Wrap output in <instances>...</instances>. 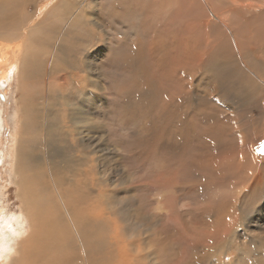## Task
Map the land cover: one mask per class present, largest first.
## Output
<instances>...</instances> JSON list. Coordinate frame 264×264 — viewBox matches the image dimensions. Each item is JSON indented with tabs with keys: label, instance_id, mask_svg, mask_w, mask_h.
<instances>
[{
	"label": "rangeland",
	"instance_id": "obj_1",
	"mask_svg": "<svg viewBox=\"0 0 264 264\" xmlns=\"http://www.w3.org/2000/svg\"><path fill=\"white\" fill-rule=\"evenodd\" d=\"M190 1L2 4L11 12L0 33V215H12L13 247L0 264L27 251L24 190L55 211L56 230L47 171L78 224L105 235L106 264H264V172L259 181L238 159L243 143L264 160V0H212V10ZM226 26L238 28L239 50ZM18 110L21 136L43 140L46 113L61 139L50 168L33 159L28 188L12 167Z\"/></svg>",
	"mask_w": 264,
	"mask_h": 264
},
{
	"label": "bare ground",
	"instance_id": "obj_2",
	"mask_svg": "<svg viewBox=\"0 0 264 264\" xmlns=\"http://www.w3.org/2000/svg\"><path fill=\"white\" fill-rule=\"evenodd\" d=\"M9 1L10 0H0V33H4V35H6L5 32H7V29L9 27V26H5V24L8 25V23L10 22V16L8 15V13L11 12V11L10 10L7 11L8 8L2 7L3 6L2 4L8 6L9 5ZM232 1L230 0V2H232ZM180 2H181V0H180ZM186 2L190 3L191 1L190 2L186 1ZM204 2L208 6H211V10L213 9L214 4L212 2H214V1H212V0H204ZM243 2H244V0H243ZM238 3L240 4V1ZM246 3H248V2H246ZM192 4H190V6H192ZM199 4H200V1L198 2V5ZM204 6H206V5H204ZM204 6L202 5V7H204ZM235 6H239V5H235ZM262 6H263V4H262ZM239 7H240V9L238 8L237 10H241L242 9L241 6H239ZM258 7H260V6H258ZM192 9L194 10V6H193ZM1 10H6V11L2 12ZM203 10H205V9H201V8L199 9V11H203ZM234 10H236V9H234ZM197 13L199 14L201 12H197ZM223 20L225 22L227 21L226 19H223ZM194 23H196V21ZM226 28L232 35V39L234 41L233 44L236 47H238L237 50H239V42L240 41L239 42L237 41L238 39L236 38V34H235V31H237L238 28H234L233 29V28H229V26H226ZM7 35H9V34H7ZM14 37H16V36H14ZM238 38H239V36H238ZM205 39H208V38H205ZM222 43H224V42L222 41ZM205 44H207V41L205 42ZM19 47H21V46H19ZM27 49L29 50V48H27ZM14 50H16V49H14ZM18 50L20 51V53L22 52L20 49H18ZM25 51H27V50H25ZM191 54H192V52H191L190 46L185 47V56L190 58L191 56H193ZM201 55H202V53L200 55H198L197 59H200ZM15 56L18 57L19 54L15 55ZM26 56H28V53H27ZM204 57H206V56H204ZM194 58H195V55H194ZM26 59L27 58H24L23 61L25 62ZM223 65H221L220 67H217L216 69H214L213 72L216 75L220 74V73H222V74L225 73L228 69L225 68ZM12 66H13V61L9 62L8 67L5 69V72L8 69H11ZM17 67L19 68V66H17ZM25 68L27 69L26 66H25ZM219 77H221V76H219ZM26 97H27V95H26ZM42 99H43V96H42ZM22 101H24V99H22ZM21 109H22V117L23 116L25 117L27 115V111L24 110V108L22 106H21ZM45 109H47V108H45ZM234 110H235V108H234ZM0 116H1V110H0ZM15 118H16V123H17L16 124V132L13 133L14 135H12L13 137H11L12 139H14L12 144H11V150L13 152V156H12L13 166L12 167L14 169V164L15 163L17 164V167L15 166L16 167L15 169H16L17 173H19V175H20V184H18V186L20 185L21 188H22V186L26 188L27 187V180H28V182H31V181L34 182L33 180H36V177H38L37 173H34V171H32L33 173H31L29 175V177L27 178V171L35 170L34 169V164L32 163L33 159L35 160V158H36L37 161H40V162L44 161V163H46L45 161L49 160L51 163H54L56 158L61 157L60 156L61 155L60 153L62 151V149H61L62 147L60 145V140L61 139H60L59 134H58L59 130L56 128L57 126H55V124H54L55 121L53 119L50 120V117H48V115L46 113H44L42 115V118L40 119V124L42 126V131H44L43 133H40V134H42L45 137V138H43V140L40 139V138L39 139L37 138V139H33V140H28L26 135L25 136H21L20 133H19V130H20L22 125L24 126V128L26 130L27 123H26L25 118H24L25 121L23 122V118H21V116L19 115V110L15 114ZM0 121H1V117H0ZM43 126H44V129H43ZM29 139H31V138H29ZM23 143H25L24 144L25 146H23ZM36 145H40V147H41L39 154L36 153L37 152ZM22 147H24V148H22ZM63 149H64V147H63ZM250 151H251L250 150V146L247 147L246 144L240 143L239 151H238V154L240 155L239 156L240 158H238V159L241 161L240 164L245 165V167L246 166L250 167L251 171L252 170L255 171V174H256V175L252 174L249 177V179H250L249 181H251L250 185H252V184H254V180L256 181V177H257V180L259 179V181H260L261 180L260 178H262V176H264V175L261 176V173L264 172V171H262V170H264V160L262 162V160L257 158L255 154H251ZM33 153H35L36 155H34ZM50 162H48V163H50ZM48 163H46L47 169L51 167V165L48 164ZM46 175L48 176V179L50 181V185L52 186L53 191L56 193L54 199L59 204V210H58V212L56 214V217L57 218L59 217V219H57L59 222H58L57 225H55L56 226V230L53 229L54 220L53 221L51 220L52 218H54V217H52L53 216L52 212L54 210L52 212L51 211H46L45 210V204L43 203L44 201H42L43 197H42V200H41V196H38V195L35 196L33 194H30V193L27 194V192H25V190H24L21 193L22 194L21 197H23V201H24V203L26 205V208H27V213H28L27 216H28V218H29V220H30V222H31V224L33 226L31 228L30 232L27 234V251L26 250L22 251L20 256L16 257V259L14 258L15 260L13 262H10L9 264H106V253H105V251L103 252L105 254L102 253V250H104V247H105V244H106L105 243V241H106L105 235L104 234L95 235L93 233L94 230L92 232V227H93V225L95 223H92L91 221L84 220L83 221L84 223L82 225L78 224L79 220H77V218L74 216V214L71 211V209H69L67 207L68 205L67 206L65 205V204H67V202L64 203L65 201L62 199L63 195L59 194V190L57 189L58 188L57 184L55 183V181H56L55 178H53L52 174L49 171H47ZM254 175L256 177L252 178ZM44 182H40L41 183V187H44V184H45ZM29 187H30V185H29ZM251 188H252V186H251ZM224 190H225V188H222L221 189V193ZM223 193H225V192H223ZM49 199H50V202L51 201L53 202L52 198H49ZM54 204H55V202H54ZM230 206L229 205L228 206L225 205L224 208H227L229 211H232L233 209ZM222 209H223V206H222ZM53 213L55 214V211ZM10 216H12V215H10ZM10 216H8V217H10ZM50 216H51V218H50ZM8 217H5V214L0 215V257L4 253L5 250H8V248L13 247V245H11V241L13 240V238H11V236L8 237V238H5V236H4V235H6L4 233L5 229L13 224V221H12L13 218L9 219ZM100 223H102V222H100ZM33 227H34V230H35V234H33L32 236H34V237H32L31 234H30L31 231L33 230ZM68 229H70V231H72L74 233V242L70 238L67 237L68 234H69V230ZM95 229H97V228H95ZM7 232H9V231H7ZM18 235H19V233L16 234L15 237H17ZM19 237L20 236H18V238ZM111 241H112V239H111ZM44 243H48V244H44ZM113 244H116V243H113ZM110 246H111V244H110ZM17 247H18V244H17V246L14 245V252L17 251ZM53 247H56L55 252L54 251H50ZM127 247H129V246H127ZM23 248H25V247H23ZM18 249H19V247H18ZM96 249L98 251H96ZM21 250L22 249H20V251ZM18 252H19V250H18ZM55 254H56V258L53 259ZM138 260H139V257H138ZM137 263H138V261H137Z\"/></svg>",
	"mask_w": 264,
	"mask_h": 264
}]
</instances>
